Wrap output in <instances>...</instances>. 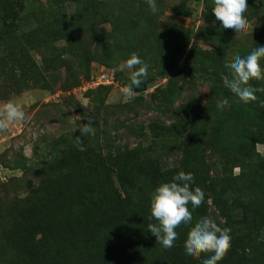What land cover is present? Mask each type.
Here are the masks:
<instances>
[{
    "label": "rangeland",
    "instance_id": "374dc122",
    "mask_svg": "<svg viewBox=\"0 0 264 264\" xmlns=\"http://www.w3.org/2000/svg\"><path fill=\"white\" fill-rule=\"evenodd\" d=\"M61 1H65L66 10L60 2L50 15L40 9L44 0H0V104L19 101L26 112L25 122L0 129V264H18V247L13 248L7 236L17 234L14 241H27L32 234L30 221L34 233L51 232L41 217H27V228L17 219L22 221L26 211L35 212L39 204L35 186L41 179L52 174L58 177L57 173L62 175L72 168L75 163L68 159L81 161L78 166L86 174L82 177L87 185L75 190L64 187L60 195L62 202L71 203L63 205L64 217H71L72 206L78 209L75 217H84L80 223L66 224V229L76 230L74 234L82 232L76 224L113 214L117 200L106 207L96 191L102 183L101 171L94 182L91 178L99 161L109 164L104 157L112 152L119 155L125 185L135 189L133 180L139 167L175 174L187 169L182 165L183 148L192 124L193 150L198 151L203 168L208 164L210 185L203 188L207 196L211 187H219L220 179L255 170L264 159V146L252 138V123L242 118L249 114L246 104L223 84L226 63L264 46V5L250 0L248 19L254 31L250 29L237 40L234 32L218 31L220 22L212 11L213 0H157L161 2V12L155 17L146 0H98L103 8L95 13L88 11L86 19L70 15L78 10L77 0ZM138 5L143 15L153 20L137 25L134 31L128 30L127 40L118 39L115 43L111 34L118 32L123 18L129 20L138 13ZM105 6L110 9L107 17ZM58 11L63 16L61 23L60 16H56ZM65 15L67 21L62 24ZM100 19H105L103 24H98ZM70 26L78 32L65 34L64 27ZM106 35L109 41L102 44L100 39ZM188 41L185 54L167 73L176 50ZM148 46L151 53L145 55L142 50ZM125 53L134 54L142 63L129 67L133 56ZM11 62H25L23 73L29 72L27 80L16 81L18 76L9 85L3 83L4 73L15 68ZM144 65L147 73L140 77L139 85L146 89L137 92L134 100L124 102L122 88ZM33 66L35 71L30 73ZM93 70L110 72L114 84L87 86ZM251 84L264 87V81L252 80ZM223 101L232 106L221 114L217 104ZM89 119L94 122V132L81 135L79 129ZM232 123L235 125L229 132ZM76 138L82 143H77ZM220 142L233 149L218 157L212 150ZM227 200L240 206L232 213L236 221L247 216V211L242 210L244 195H227ZM193 217L199 222L207 217L222 228H231L236 236L248 233L244 223L226 225L209 199L204 212H195ZM184 253L192 264L195 260L186 255V250Z\"/></svg>",
    "mask_w": 264,
    "mask_h": 264
},
{
    "label": "trees",
    "instance_id": "16d2710c",
    "mask_svg": "<svg viewBox=\"0 0 264 264\" xmlns=\"http://www.w3.org/2000/svg\"><path fill=\"white\" fill-rule=\"evenodd\" d=\"M60 2L62 3L61 8L66 10L65 1L61 0H44L40 9L51 15L52 10ZM76 4L78 5V10L70 13V15L80 19H86L88 11L95 13L103 8V5L98 0H77ZM158 6H161V2L158 3ZM105 9L106 13L104 15L107 17L110 15L109 6H105ZM159 12L161 11L159 10ZM126 15L127 13L125 12L122 16L126 17ZM56 16H60L59 22L61 23L63 16H61L59 11ZM131 17L129 20L123 18L118 32L114 31V34H111L115 39V43H118V39L127 40L128 37L125 38V36L128 30L134 31L137 25H146L153 20V17L147 18V16L143 15L140 5H138V13ZM66 18L65 15V21L62 24H65ZM1 20L6 22L3 18ZM104 21L105 19H100L98 24H103ZM89 24L93 28V23L90 22ZM114 28L117 29V26L114 25ZM65 29L67 30L65 34L78 32L73 30L72 26L64 27ZM107 36L100 39L102 44L109 41ZM162 43L160 42L159 44ZM188 43L189 41L176 50L175 57L167 73L176 66L178 57L185 54ZM165 44L168 45V42ZM142 53L149 55L151 53L150 46L142 50ZM69 54L75 56L73 51H70ZM125 54L134 56L132 53ZM11 63L10 66L15 68H10L8 73H4L6 75L2 78L3 83L9 85L18 76L16 81L27 80L25 78L29 72L26 74L24 71L23 73L25 62ZM34 68L35 66L30 69V73L35 71ZM253 86L262 87L259 84H253ZM145 89L144 85H139L135 91L137 93ZM257 95L260 100H264V93H257ZM245 107L249 114H247L248 116L240 117L252 123L249 126L255 131L254 135L251 132L254 142L264 146V108H260L254 103L246 104ZM234 123L228 126L229 132L233 130ZM194 131L195 127L191 124L188 137L184 140L182 165L183 168H187L184 169L185 173H192L195 182L193 187L198 186L203 190L207 184L210 185L208 164L207 168H203L200 165L201 161L197 157L198 151L193 150ZM210 143L207 139V149L211 148ZM221 145L222 143L220 142L212 150L213 154L218 157L229 153L233 149L232 146ZM118 157L119 155L116 152H112L108 157L105 156L104 160H109V164L105 165L102 164V161H99L98 168L91 173V178L94 182L97 174L101 171L102 183L96 186V191L106 203V207L110 205L112 200H117L115 201L117 205L113 210V214L98 217V221L92 222L88 219V221L84 220L82 225L76 224L82 227L80 234H74L75 229H66L65 227L69 222L80 223V219L84 217L74 216L78 211L74 206L69 207L71 217H64L65 207L63 205L71 203L62 202L60 195L64 187L72 190H75L79 185L87 187L82 177L86 176V174L82 171V167L79 168L78 166L81 161L68 159L75 163L72 168L67 169L62 175L57 173L58 177H54L52 174L48 179H41L38 182L34 189L39 198L37 209L34 213L26 211L23 213L26 215L22 216V221L19 219L17 221L18 223L21 222V226L27 228L28 221L24 222L27 217H41L43 221L48 222L45 223V226L49 227L51 232L40 233L39 235L34 233V225L32 226L30 221L31 226L29 227H31L34 235L31 234L27 241L21 242L20 238L14 241V235L16 239L17 234L7 236L8 243L13 245V248L18 247V264H189L185 258L184 242L187 239L190 228L201 221L199 222L193 217L192 226L182 224L178 227L177 231L180 236L175 242V246L171 249H165L157 243L155 236L147 228L148 224L155 223L154 220L150 219L151 194L161 183L170 181L176 175L175 172H150L143 169L145 167H139L136 172V180H133L136 188L131 189L125 185V174L118 163ZM220 180L218 188L211 187L209 195L205 194L206 200H210L226 225H229V223L234 225L244 223L247 226L246 230L248 233L246 235L239 234V236L230 233L231 248L218 264H264V159L259 162L255 170L242 172L238 176L226 178L223 181ZM118 187L120 191L117 190ZM227 195H244L246 197L242 204V210L247 211V216L242 217L240 222L236 221L235 217H232V213L239 209L240 206L235 201L229 202ZM84 198L86 199L87 196ZM189 208L191 210V205H189ZM195 212H204V207L193 210L192 215ZM13 224L15 225V222ZM69 246L70 249L67 250ZM66 251H70L72 254H68ZM204 258L206 257L201 256L200 259L192 261V264H202Z\"/></svg>",
    "mask_w": 264,
    "mask_h": 264
},
{
    "label": "clouds",
    "instance_id": "9594fccd",
    "mask_svg": "<svg viewBox=\"0 0 264 264\" xmlns=\"http://www.w3.org/2000/svg\"><path fill=\"white\" fill-rule=\"evenodd\" d=\"M152 14L159 13L157 0H146ZM264 5V0H257ZM212 11L220 30L236 33L237 40L246 35L249 30L254 31L248 19L250 15V0H213ZM227 58V57H226ZM142 61L135 55L129 62L139 65ZM125 67L124 65L121 66ZM227 75L223 77L225 88L233 93L244 104H257L264 108V100H260L257 93H264V87H254L252 80L264 81V46H258L246 56H236L233 62L224 65ZM147 73V65L132 74L131 83L122 88L124 102L134 100L136 87L141 83L140 77ZM228 101L219 102L217 108L221 114L231 109ZM26 121V112L22 102L7 101L0 104V129H7L10 125ZM94 122L89 119L87 124L79 129L81 135L94 132ZM77 143H82L76 138ZM82 150V149H81ZM192 173L180 171L168 182L161 183L151 194L150 219L155 223L147 225L148 231L155 236L157 243L165 249H171L179 239L177 228L182 224L193 225L192 211L203 208L206 195L200 187L194 185ZM191 205V210L189 208ZM231 228L220 227L216 222L205 217L200 223L190 228L184 242L186 255L191 259H200L202 264H218L231 248Z\"/></svg>",
    "mask_w": 264,
    "mask_h": 264
},
{
    "label": "built area",
    "instance_id": "2783aa9c",
    "mask_svg": "<svg viewBox=\"0 0 264 264\" xmlns=\"http://www.w3.org/2000/svg\"><path fill=\"white\" fill-rule=\"evenodd\" d=\"M93 70L92 71V75L90 76V80L88 81L89 84L87 86L89 87H96V86H106V85H113V78H111V74H109L110 72L103 70L99 73L95 72ZM155 87H153L154 89ZM152 88L150 89V91L153 90ZM146 92V91H145Z\"/></svg>",
    "mask_w": 264,
    "mask_h": 264
}]
</instances>
